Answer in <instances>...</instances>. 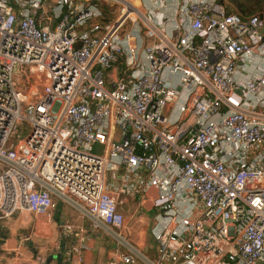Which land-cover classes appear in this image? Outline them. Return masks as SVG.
Wrapping results in <instances>:
<instances>
[{
  "label": "built area",
  "instance_id": "obj_1",
  "mask_svg": "<svg viewBox=\"0 0 264 264\" xmlns=\"http://www.w3.org/2000/svg\"><path fill=\"white\" fill-rule=\"evenodd\" d=\"M129 199L153 214L154 261L121 236ZM59 203L120 240L111 264H264V19L225 0H0V220Z\"/></svg>",
  "mask_w": 264,
  "mask_h": 264
},
{
  "label": "rangeland",
  "instance_id": "obj_2",
  "mask_svg": "<svg viewBox=\"0 0 264 264\" xmlns=\"http://www.w3.org/2000/svg\"><path fill=\"white\" fill-rule=\"evenodd\" d=\"M230 1L231 0H225V4L228 6ZM104 10L111 13H109L110 15L108 17L105 16V23L107 24L112 23L119 15L118 7L110 10L105 6ZM233 13L238 14L236 11H233ZM137 202L133 203V206L129 205L131 208L129 209L128 206L126 210H130L126 215L129 220V224H134L135 226L131 227L130 231L124 232L121 236L131 245L137 247L144 253V249L142 247L145 246V238L147 239V245L151 244L150 236L153 225V214H147L148 211L146 209H143L142 211L140 210V217L142 220L138 221L136 219L134 223L130 218L134 212L132 209L137 208ZM57 206L63 214L61 218L62 223H59V225L52 224L54 223V220L48 221L46 218H35V216L32 215L28 216L26 219L22 218L19 221H16L14 218L2 221L0 220V225L12 224L14 226L13 228L17 230L14 240L15 242L23 241L26 263L30 261L31 264L33 261L32 259H35V261L38 259L40 262H37V264H43V260L45 261V264H50L53 260L52 258L62 252L60 240H63L66 247L70 250L72 247H83V252L85 250L89 251L88 261L90 264H110V261L112 260V253L118 244L117 242L120 240L116 237L106 235L105 233H99V236L103 239L102 242H92V246L90 247V250H88V239L92 240V238L95 237V233H93V236L89 238L91 234L88 235V233L91 224L88 219L67 204L59 203ZM65 228L69 229L66 230ZM0 244H3L2 241H0ZM1 247L2 245H0V260L1 258L3 260L15 258L18 254L12 246H8L7 248L4 247L6 250L3 249V251ZM146 255L150 257V260L154 261V254L149 253ZM84 259L87 258L84 257ZM63 261L66 262V258H64Z\"/></svg>",
  "mask_w": 264,
  "mask_h": 264
},
{
  "label": "crops",
  "instance_id": "obj_3",
  "mask_svg": "<svg viewBox=\"0 0 264 264\" xmlns=\"http://www.w3.org/2000/svg\"><path fill=\"white\" fill-rule=\"evenodd\" d=\"M138 200H136V201H134V199H129L128 200V202H127V204L125 205V207H124V209H123V211H124V214H125V216L127 215V212H129L130 210V206H133L134 204L133 203H136ZM130 205V206H129ZM138 202H137V208L136 209H132V210H134V212H133V214H132V216H131V220L134 222V221H136V219L138 220V221H140V220H142V218L140 217V208H138ZM129 206V211H126L127 210V207ZM139 209V210H138ZM147 214H151V213H149V211H148V213ZM146 214V215H147ZM62 213H61V211L57 208L54 212H52V220H54V223H52V224H56V225H59V223L61 224L62 223V221H61V218H62ZM146 217V216H145ZM35 218H39V217H35ZM41 218V217H40ZM126 218H127V216H126ZM14 219H16V221H19V220H21V217H17V216H15L14 217ZM47 219V218H46ZM48 221H50L49 219H47ZM88 221H89V219H88ZM47 222V221H46ZM90 222V221H89ZM127 222H128V225L130 226V227H134L135 225L134 224H129V220H128V218H127ZM135 223V222H134ZM91 224V223H90ZM14 226L12 225V224H7V225H5V224H1L0 225V241H2V243L3 244H1L2 245V251H3V249H5L6 250V248L8 247V246H12L13 248H15V250L17 251V256L15 257V258H12V259H5V260H3L2 258H1V260H0V264H30V261H28V263H26V260H25V255H24V250H23V248H24V243H23V241H20V242H18V241H16L15 242V240H14V238H15V234H16V231L17 230H15L14 228H13ZM53 227V226H52ZM93 233H95L94 235H95V237H93L92 238V240H89L88 239V245H89V248H88V250H90V247L92 246L91 245V243L92 242H102V237H100L99 236V233H101V234H103V233H105V232H101V231H96V230H94V229H92V227H90V230H89V233H88V235H90L89 236V238L91 237V236H93L92 234ZM106 234V233H105ZM107 235V234H106ZM151 238V244L150 245H147L148 243L146 242V238H145V246H143L142 248L144 249V253L143 252H141L137 247H135L134 246V248L138 251V252H140L144 257H146V258H148L149 260H150V257L149 256H147L146 254H154L155 255V259H156V255H157V244H156V242L154 241V239L152 238V236H150ZM64 241L63 240H60V244H61V250H62V252L59 254V255H57V256H54L52 259V261H51V263L50 264H65V261H63V259L64 258H66V256H68L69 254H70V249H68V247H66V245H65V242L63 243ZM118 244L116 245V248L114 249V251H113V253H112V257H114V255L117 253V251H119V253H126V251H125V248H124V246L122 245V244H120V242L118 241L117 242ZM4 247H6V248H4ZM88 252L89 251H87V250H85L84 252H83V256L84 257H86L87 259H84V264H90V262L88 261L89 260V257H88ZM70 256V255H69ZM63 258V259H62ZM113 259V258H112ZM154 259V260H155ZM33 261H32V263L31 264H37V262H40L38 259H36V261H35V259H32ZM86 260H87V263H86ZM112 261V260H111ZM111 261H110V264H111ZM152 261V260H151ZM41 264V263H40ZM138 264H144V262L142 261V260H140L139 261V263Z\"/></svg>",
  "mask_w": 264,
  "mask_h": 264
},
{
  "label": "trees",
  "instance_id": "obj_4",
  "mask_svg": "<svg viewBox=\"0 0 264 264\" xmlns=\"http://www.w3.org/2000/svg\"><path fill=\"white\" fill-rule=\"evenodd\" d=\"M226 9L229 14H234L233 11H236L238 14L235 15H238L243 20L252 16H258L264 19V0H231L229 5H226ZM104 11L106 17L111 14L106 10ZM104 21H106V19H104Z\"/></svg>",
  "mask_w": 264,
  "mask_h": 264
},
{
  "label": "water",
  "instance_id": "obj_5",
  "mask_svg": "<svg viewBox=\"0 0 264 264\" xmlns=\"http://www.w3.org/2000/svg\"><path fill=\"white\" fill-rule=\"evenodd\" d=\"M178 90H180V88H178ZM42 263L45 264V261L43 260Z\"/></svg>",
  "mask_w": 264,
  "mask_h": 264
}]
</instances>
